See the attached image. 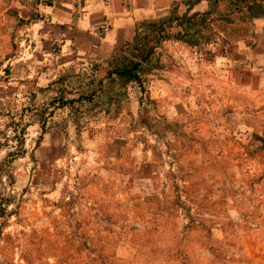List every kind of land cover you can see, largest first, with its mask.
I'll use <instances>...</instances> for the list:
<instances>
[{"label": "rangeland", "instance_id": "rangeland-1", "mask_svg": "<svg viewBox=\"0 0 264 264\" xmlns=\"http://www.w3.org/2000/svg\"><path fill=\"white\" fill-rule=\"evenodd\" d=\"M189 1L0 105V264H264V17ZM36 15L0 0V90Z\"/></svg>", "mask_w": 264, "mask_h": 264}, {"label": "crops", "instance_id": "crops-1", "mask_svg": "<svg viewBox=\"0 0 264 264\" xmlns=\"http://www.w3.org/2000/svg\"><path fill=\"white\" fill-rule=\"evenodd\" d=\"M183 1L31 0L37 15L25 31L33 39L23 51L26 55L16 61L14 77L0 90L3 93V87H15L14 96L0 97V105L15 98L17 108H25L29 99L40 94L51 96L54 91L49 88L67 69L88 56L115 49L143 23L166 16ZM211 4L210 0H199L191 12H204Z\"/></svg>", "mask_w": 264, "mask_h": 264}, {"label": "trees", "instance_id": "trees-1", "mask_svg": "<svg viewBox=\"0 0 264 264\" xmlns=\"http://www.w3.org/2000/svg\"><path fill=\"white\" fill-rule=\"evenodd\" d=\"M211 3H219L223 0H210ZM245 1V0H243ZM199 2V0L191 2L188 5V9L183 17L188 16V13L191 12L193 6L195 3ZM250 2V3H249ZM248 9L251 12V17L256 19V18H262L264 17V0H248ZM212 11L208 10L203 13H194L191 18L192 19H199L202 24L205 23H213V18H212ZM144 24V23H143ZM149 58L144 57L140 58L138 61L131 63L130 65H126L122 68H118L115 70V74L120 76V77H125L128 78L129 80H136L139 78V71L142 68V63L146 62ZM5 213V210L3 211ZM5 216V215H3ZM1 217V216H0Z\"/></svg>", "mask_w": 264, "mask_h": 264}]
</instances>
